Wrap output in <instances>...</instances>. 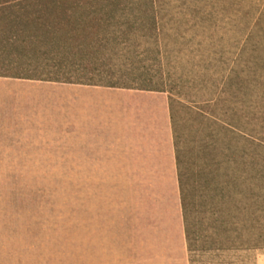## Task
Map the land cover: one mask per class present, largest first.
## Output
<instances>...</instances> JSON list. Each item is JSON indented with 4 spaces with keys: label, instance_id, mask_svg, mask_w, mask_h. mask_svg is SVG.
Returning <instances> with one entry per match:
<instances>
[{
    "label": "trees",
    "instance_id": "trees-1",
    "mask_svg": "<svg viewBox=\"0 0 264 264\" xmlns=\"http://www.w3.org/2000/svg\"><path fill=\"white\" fill-rule=\"evenodd\" d=\"M221 5L233 11L232 67L195 101L186 135L174 93L190 80L153 72H176L185 22L212 26ZM0 61L23 72L0 77L167 93L188 252L204 250L205 229L210 250H264V0H0Z\"/></svg>",
    "mask_w": 264,
    "mask_h": 264
},
{
    "label": "rangeland",
    "instance_id": "rangeland-1",
    "mask_svg": "<svg viewBox=\"0 0 264 264\" xmlns=\"http://www.w3.org/2000/svg\"><path fill=\"white\" fill-rule=\"evenodd\" d=\"M216 10L218 18L212 26L201 22L193 29L192 22H185L181 28L180 43L189 47L177 54L181 63L176 72H153L158 73V82L160 75L167 82L169 74L190 80L182 95L174 93V110L186 135L187 126L202 108L195 101H204L216 87L221 88V76H228L232 67L224 70V62L233 58L232 6ZM6 63L0 61V67ZM16 74L23 72H0ZM71 152L53 147L0 148V264L264 262V250L233 246L210 250L209 243H203L215 235L206 229L200 246L204 250L188 252L175 171L169 162L158 166L166 171L155 173L119 172L116 166L104 167L112 171L95 172L97 167L86 166L82 159L79 165L80 159ZM74 168L83 170L70 171Z\"/></svg>",
    "mask_w": 264,
    "mask_h": 264
},
{
    "label": "crops",
    "instance_id": "crops-1",
    "mask_svg": "<svg viewBox=\"0 0 264 264\" xmlns=\"http://www.w3.org/2000/svg\"><path fill=\"white\" fill-rule=\"evenodd\" d=\"M51 147L95 172L155 173L169 162L179 195L167 93L0 77V148ZM182 232L187 245L183 219Z\"/></svg>",
    "mask_w": 264,
    "mask_h": 264
}]
</instances>
